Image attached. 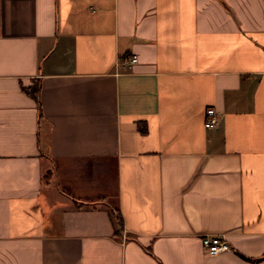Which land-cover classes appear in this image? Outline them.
Segmentation results:
<instances>
[{"label": "crops", "instance_id": "1", "mask_svg": "<svg viewBox=\"0 0 264 264\" xmlns=\"http://www.w3.org/2000/svg\"><path fill=\"white\" fill-rule=\"evenodd\" d=\"M0 264H264V0H0Z\"/></svg>", "mask_w": 264, "mask_h": 264}, {"label": "built area", "instance_id": "2", "mask_svg": "<svg viewBox=\"0 0 264 264\" xmlns=\"http://www.w3.org/2000/svg\"><path fill=\"white\" fill-rule=\"evenodd\" d=\"M137 56L131 55L125 59V63L132 65L137 62ZM219 124V117L214 107L206 109V118L204 125L207 129L216 128ZM202 245L206 253L216 256L225 252L233 251L230 244L221 236L205 235L202 237Z\"/></svg>", "mask_w": 264, "mask_h": 264}, {"label": "trees", "instance_id": "3", "mask_svg": "<svg viewBox=\"0 0 264 264\" xmlns=\"http://www.w3.org/2000/svg\"><path fill=\"white\" fill-rule=\"evenodd\" d=\"M32 96H34L37 100L39 99V87L36 85L33 88H29L26 90ZM112 218L114 219V224L116 226V233L121 234L123 231V218L119 212V209L113 208L111 210Z\"/></svg>", "mask_w": 264, "mask_h": 264}]
</instances>
